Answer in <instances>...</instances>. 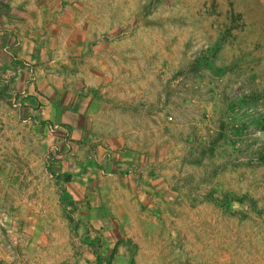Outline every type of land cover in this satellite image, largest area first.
I'll return each instance as SVG.
<instances>
[{
  "label": "rangeland",
  "instance_id": "obj_1",
  "mask_svg": "<svg viewBox=\"0 0 264 264\" xmlns=\"http://www.w3.org/2000/svg\"><path fill=\"white\" fill-rule=\"evenodd\" d=\"M83 2L113 31L86 52L96 99L88 134L162 174L160 217L130 242L132 264H264V3ZM7 106L0 167L19 175L12 194L36 207L49 199L52 217H66L53 138L21 117L11 123Z\"/></svg>",
  "mask_w": 264,
  "mask_h": 264
},
{
  "label": "crops",
  "instance_id": "obj_2",
  "mask_svg": "<svg viewBox=\"0 0 264 264\" xmlns=\"http://www.w3.org/2000/svg\"><path fill=\"white\" fill-rule=\"evenodd\" d=\"M108 27L83 0H0V115L5 99L11 123L21 117L53 138L66 213L52 217L49 199L41 207L17 200L19 175L7 179L0 167V264H132L130 242L157 224V163L88 134L96 99L84 62Z\"/></svg>",
  "mask_w": 264,
  "mask_h": 264
}]
</instances>
